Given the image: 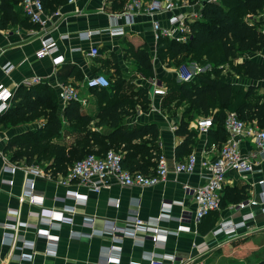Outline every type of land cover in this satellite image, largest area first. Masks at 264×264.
<instances>
[{
	"label": "crops",
	"instance_id": "crops-1",
	"mask_svg": "<svg viewBox=\"0 0 264 264\" xmlns=\"http://www.w3.org/2000/svg\"><path fill=\"white\" fill-rule=\"evenodd\" d=\"M127 1H54L52 6L45 7V11L49 14L59 11V15H51L45 31L27 20L23 14L16 23L0 17V85L12 92L10 104L16 89L24 85V79L39 76L42 78L41 82L56 92L55 85L61 81L58 73H65L62 82L73 84L85 100L81 103L82 112L95 115L99 103L98 94L89 91L84 85L86 77L103 73L113 80L120 74L125 83L148 84L150 77L143 76L137 70V61L132 54V48L136 46H145L150 52L154 74H172V67H158L156 64V43L147 16L136 14L131 23H126L123 17L113 16L122 10ZM19 8L18 2L14 9L19 11ZM166 17V13L158 15L161 23H165ZM245 18L252 22L263 19L264 8L258 15L247 14ZM117 26H122L123 32L110 34L107 31L108 28ZM88 30L93 31L88 38L78 37V33ZM48 37L53 38L57 46L54 56L63 57L58 63H53L52 56H35V51L40 47V39ZM92 46L98 48L96 56L89 54ZM247 57L264 62V48L249 52ZM5 65L11 66L7 72L4 71ZM243 79L239 80L243 82ZM257 81L264 82L249 79L246 83H256L264 89V85ZM124 88L128 89L127 86ZM150 91L148 85V107L143 109L137 102L132 113L126 115L124 120L127 124L155 121L159 128L157 147L171 164L176 159L175 147L182 137L174 134L171 126L175 120L161 108L162 97L152 95ZM58 102L56 111L60 113L67 102L62 103L59 99ZM7 108L0 110V153L4 152L6 142L11 137L32 128H40L46 121V116L41 113L39 116L32 115L28 121L1 119ZM16 121L19 123H15ZM194 122L195 119L190 123L191 128H194ZM62 123L64 126L61 133L53 139L70 146L74 143L76 134L69 131L68 120L63 118ZM89 125L94 127L93 121ZM218 145L208 130H197L189 151L197 157L193 172L169 171L164 181L150 186L121 185L112 179L109 185L98 192L76 179H69L65 184L60 183L70 166L66 173H62L54 171L52 167L45 168V165L51 164V159L43 163H28L38 164L49 174V177H34L33 193L42 198V207L30 204L26 199L19 200L18 197L23 193L25 174L21 169H17L13 174L4 170L8 162L0 155V264H130L132 260L138 262L136 264H149L153 255L161 256L164 264H192L213 249L215 243L226 242L222 233H214L221 221L238 220L241 214L251 211L253 217L245 222L246 226L238 228L237 233L262 225L260 199L264 195V157L258 155L253 172H226L218 210L201 223L180 218L184 213L191 215L195 209L193 198L190 193L184 191V186H196L204 180L206 171L199 161L204 157H213ZM239 146L244 155L255 151L254 139L251 136H245ZM5 155L8 157L6 153ZM10 161L27 163L24 160ZM7 178L13 179L12 185L1 181ZM260 179L263 180L261 184L258 183ZM70 191L84 195L83 199L73 198ZM240 192H245L244 198L252 202L245 207L234 208L233 205L239 201L236 197ZM40 207L46 208L47 211H63L64 216L70 217V221L46 214L45 216L49 215L50 218L49 222L45 223L34 214L40 211ZM69 208L73 210L69 211ZM130 215H137L143 224L151 225L154 222L160 231L158 241L153 242L145 238L146 230L143 226L128 224L126 219ZM210 220H213L212 225ZM19 221L24 224L13 227V224ZM110 223L114 224L115 230L110 229ZM181 223L186 228L177 231L176 228ZM37 229H47L50 234L56 235L57 239L48 240L38 233ZM23 241L32 243V247L22 246ZM201 246L208 248L202 251ZM107 256H111L110 262L105 261Z\"/></svg>",
	"mask_w": 264,
	"mask_h": 264
},
{
	"label": "trees",
	"instance_id": "trees-1",
	"mask_svg": "<svg viewBox=\"0 0 264 264\" xmlns=\"http://www.w3.org/2000/svg\"><path fill=\"white\" fill-rule=\"evenodd\" d=\"M54 1L64 0H41L44 8L52 6ZM18 2L20 0H0V17L11 23L18 22L23 14L21 6L19 11L14 9ZM263 8L264 0L205 1L201 5V16L189 23L191 35L186 41L165 37L157 40L155 56L158 67H176L188 63L189 59L202 65L212 64V68L198 72L188 81L177 80L167 72L156 75L167 90L161 99L163 111L184 105L181 114L173 118L176 125L174 134L182 137L175 147L176 159L185 157L191 150L197 129L191 128L190 123L198 115L211 116L213 124L208 131L213 141L219 144L218 147L227 137L224 127L227 111H235L243 120L255 121L260 126L264 124V94L258 93L254 84H241L233 80L230 73H222L218 68L225 61L232 62L234 58L243 56L237 64H231L237 73L253 81L264 80V62L245 56L248 52L264 48V31L260 28L264 25V18L253 22L245 18L247 14L256 15ZM132 49L137 70L147 78L152 77L154 72L150 52L145 46ZM189 55L190 58L186 60ZM63 75L66 74L58 73L61 81L65 79ZM148 85L125 83L119 74L110 80L107 87L88 88L98 94L95 115L82 112L81 102L77 100H69L57 113L59 98H56L57 93L52 87L44 82L20 85L1 119H25L22 117L34 115L42 109L41 114L46 116V121L40 128L11 137L3 153L10 160H24L27 163H43L51 159V164L45 165V168L52 167L54 171L66 173L73 162L88 154L87 151L103 154L113 146L122 153L123 167L146 174L152 172L160 153L156 143L159 135L157 123L127 124L124 120L126 115L132 113L137 102L143 109L148 107ZM124 86L128 89L125 90ZM63 118L69 122V131L76 134L70 146L53 139L62 131ZM92 121L96 129L89 125ZM245 196V192H240L236 199L240 201V197L245 199ZM212 213L214 211L204 216L200 223ZM212 223L213 220H210V225Z\"/></svg>",
	"mask_w": 264,
	"mask_h": 264
},
{
	"label": "built area",
	"instance_id": "built-area-1",
	"mask_svg": "<svg viewBox=\"0 0 264 264\" xmlns=\"http://www.w3.org/2000/svg\"><path fill=\"white\" fill-rule=\"evenodd\" d=\"M109 1V0H107ZM217 1V0H206ZM23 14L30 20V22L40 27L42 31L48 26L51 15H59V11L52 14L46 13L41 0H20L19 2ZM201 0H128L122 10L113 14L116 17H123L126 23H131L136 14H143L150 19V27L153 33L155 43L161 37L174 39L176 41H186L191 35L189 23L198 19L201 16ZM167 14L165 23H161L158 15ZM258 15V13H257ZM262 15V14H261ZM110 34L123 32L122 26L110 27L107 29ZM264 31V29H262ZM93 31L88 30L78 33L79 38H88ZM30 34V33H29ZM57 51V46L53 38L40 39V47L35 51V56L38 58L45 55L52 56L53 63H58L62 60L61 55L54 56ZM156 51V47L154 52ZM89 54L96 56L98 48L96 46L90 47ZM11 66L5 65L4 71L7 72ZM177 80L188 81L194 76L204 70V66L195 60H191L186 64H181L170 69ZM42 78L33 76L24 79V85H30L41 82ZM110 79L103 73H96L85 78L84 85L87 88H104L109 86ZM148 84L152 95L163 97L166 94V87L154 74L148 78ZM57 97L62 103L69 100H77L84 103L85 100L81 96L79 90L71 83L58 81L55 85ZM12 92L0 85V110L9 107L10 96ZM211 116H200L195 118L194 128L198 131L205 132L212 126ZM176 125L172 124L171 128L175 129ZM224 127L227 132L226 139L217 147L216 154L211 157L202 158L199 163L205 169L204 180L196 186H184V191L191 194L195 203V209L191 215L184 213L180 218L184 221L192 219L195 223H199L204 216L212 211L220 208V193L224 185L226 172L234 170L241 174L251 173L255 170L257 165V155L264 157V124L258 125L255 121H246L240 118L235 111H227L224 118ZM245 136H251L254 139L255 151L249 155H244L240 151L239 143ZM1 157L5 159L8 164L4 166V170L11 174L15 173L17 169H21L24 174V188L23 193L18 198L20 201L26 199L30 204L39 205L42 207V198L33 193L35 187L34 177L45 176L49 174L43 170L38 164L28 163H11L4 153H0ZM122 153L109 149L103 154L88 153L80 159L73 162L69 167L65 178L59 182L65 184L69 179H76L80 183L86 185L89 189L98 192L101 188L109 185L110 181L114 179L121 185H139L150 186L158 182L164 181L168 172L173 173L194 171L197 164V157L194 153H188L181 159H174L169 164L167 158L159 153L156 157V165L152 172L143 173L139 170L130 171L123 167ZM3 183L8 185L13 184L12 178L1 179ZM258 183H263V180H258ZM73 198L83 199L84 195L76 191H70ZM252 201L250 199H242L233 205L234 208L245 207ZM117 204V203H115ZM40 211L34 213L39 219L45 223L49 222V215L63 220H69L70 217L64 216L63 211L50 210L41 208ZM73 210L69 208V211ZM260 211L262 215V225L264 226V195L260 199ZM9 213L14 211H8ZM46 214H49L45 216ZM10 215V214H9ZM59 215V216H58ZM253 217L251 211L240 215L238 220L226 219L219 223L214 229V233H235L240 227L246 226V221ZM126 222L136 226H143L146 230L145 238L158 241L160 235L159 228L154 225L143 224L137 215H130ZM19 221L13 224V227L22 225ZM186 228L184 224H179L177 231ZM110 229L115 230L114 224L110 223ZM38 233L43 234L46 239H57L56 235L50 234L47 229H37ZM102 232V231H101ZM120 240V238H116ZM30 242H22V246H30ZM32 247V246H30ZM116 247V246H113ZM117 248V247H116ZM207 246H201V250L207 249ZM111 256L105 258L106 262H110ZM138 262L131 261L130 264ZM149 264H164L161 256L153 255L149 259Z\"/></svg>",
	"mask_w": 264,
	"mask_h": 264
},
{
	"label": "rangeland",
	"instance_id": "rangeland-1",
	"mask_svg": "<svg viewBox=\"0 0 264 264\" xmlns=\"http://www.w3.org/2000/svg\"><path fill=\"white\" fill-rule=\"evenodd\" d=\"M260 28L264 29V27L262 26H260ZM247 54L245 56H247ZM190 56L191 55H189L186 60L190 58ZM241 57L243 56H238L234 58L232 62L230 60L225 61L222 64H219L220 67L218 68L221 69L222 73H230L233 80L238 81L241 84L248 85L246 83V80L249 79L237 73L235 68L231 65L237 64ZM189 61H191V59H189ZM203 66L205 69L212 68L211 63H205L203 64ZM242 78H244L243 82L239 80ZM257 82L262 83L264 85V82ZM254 85L257 86L256 91L263 95L264 89L261 87V85L256 83H254ZM183 106V104H179L177 107H174L173 109L165 112L171 118H174L181 114ZM40 113H42V109H39L34 114L39 116ZM200 116L201 115H198V117ZM24 117L25 120L28 121L29 118L33 116L31 114L23 116L22 118ZM15 123H19V121H16ZM109 149L115 150L113 146L107 148V150ZM89 152L92 151H87L86 153ZM222 237L224 241H226L225 243H215V245H213V249L209 248L210 251L208 253H205L201 257L197 258L195 261L192 262V264H253L259 260L264 259V226H253L243 232L238 231V233L237 231L235 233H222ZM229 238H231V240Z\"/></svg>",
	"mask_w": 264,
	"mask_h": 264
},
{
	"label": "water",
	"instance_id": "water-1",
	"mask_svg": "<svg viewBox=\"0 0 264 264\" xmlns=\"http://www.w3.org/2000/svg\"><path fill=\"white\" fill-rule=\"evenodd\" d=\"M205 1H206V0H201V3H204ZM253 264H264V259L259 260V261L255 262V263H253Z\"/></svg>",
	"mask_w": 264,
	"mask_h": 264
}]
</instances>
